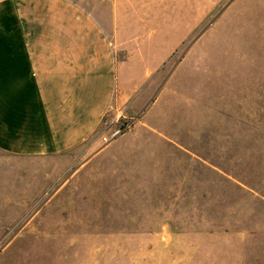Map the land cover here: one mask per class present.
Listing matches in <instances>:
<instances>
[{
  "label": "rangeland",
  "instance_id": "374dc122",
  "mask_svg": "<svg viewBox=\"0 0 264 264\" xmlns=\"http://www.w3.org/2000/svg\"><path fill=\"white\" fill-rule=\"evenodd\" d=\"M164 1L175 50L103 152L0 154V264H264V0Z\"/></svg>",
  "mask_w": 264,
  "mask_h": 264
},
{
  "label": "crops",
  "instance_id": "0c3cea01",
  "mask_svg": "<svg viewBox=\"0 0 264 264\" xmlns=\"http://www.w3.org/2000/svg\"><path fill=\"white\" fill-rule=\"evenodd\" d=\"M141 1L0 0L1 155L105 150L94 134L112 105L143 103L175 50L154 34L173 30L167 5Z\"/></svg>",
  "mask_w": 264,
  "mask_h": 264
}]
</instances>
